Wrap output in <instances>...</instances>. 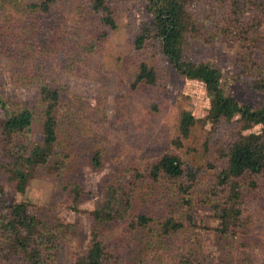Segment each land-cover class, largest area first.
<instances>
[{
    "label": "trees",
    "instance_id": "trees-1",
    "mask_svg": "<svg viewBox=\"0 0 264 264\" xmlns=\"http://www.w3.org/2000/svg\"><path fill=\"white\" fill-rule=\"evenodd\" d=\"M195 1L199 0H146L153 19L142 23L132 49L151 46L153 55L156 51L185 76L204 81L214 94L211 107L202 118L182 109L173 127L170 149L147 162L143 159L133 162L131 181L118 176L107 180L103 199L91 210L94 218L91 239L77 251L73 264H129L130 241L139 228L147 231L150 242L130 264H211L200 243L181 244L175 248L174 258L166 257L162 241L181 234L184 221L173 212H166L160 219L136 208L148 193L139 189L140 184L163 179L178 186L181 202L191 204L187 196L197 186V170L185 156L189 149H184L189 147L199 122L212 124V132L202 139V144L222 163L209 189V199L205 200L220 221L215 230L221 237L230 239L244 233L246 195L257 186V177L264 174V106L243 104L225 93L221 86L222 71L207 62L186 60L184 50L192 37L209 42L217 37L231 43L240 40L242 48L237 62L241 72L252 79L257 90L264 91V36L259 32L264 19V0H205L204 22L190 10ZM60 2L76 13L75 32L85 42L84 47L92 49L94 45L85 41L82 27L96 30L100 38L119 27L115 0H0V80L3 69L7 68L17 83L34 81L44 54L66 52L77 39L69 35L62 14L55 22L43 24L46 16H51L55 9L61 10L57 7ZM90 28L86 35H90ZM30 63L31 68L21 66ZM75 63L74 58L70 59L65 70L72 71ZM125 64L132 67L131 92L159 86L160 69L142 54H131ZM42 93L38 118L23 101L12 100L0 90V174H7L21 192L26 191L41 168L55 166L61 172L67 156L65 153L63 160L58 157L65 123L62 90L45 84ZM150 107L160 110L158 102ZM37 122L42 132L40 140L33 138ZM257 124L262 125L260 132H244ZM192 151H197L196 147ZM93 162L95 167L101 165L99 150L94 153ZM66 182L64 188L79 201L83 195L81 185L73 180ZM65 226L63 222L47 225L28 201H11L0 183V264H52L61 235L66 233ZM166 258L169 259L164 263ZM237 260L239 264H247L244 257Z\"/></svg>",
    "mask_w": 264,
    "mask_h": 264
},
{
    "label": "rangeland",
    "instance_id": "rangeland-1",
    "mask_svg": "<svg viewBox=\"0 0 264 264\" xmlns=\"http://www.w3.org/2000/svg\"><path fill=\"white\" fill-rule=\"evenodd\" d=\"M115 4L119 14L116 31L100 38L96 30L82 27L85 41L94 45L91 49L84 47L85 42L80 41L75 32L76 13L60 2L57 7L61 10L55 9L51 16L44 18L43 24L55 22L62 14L60 17L66 20L69 35L77 38L75 43L72 41L66 52L44 54L38 75L30 83L15 82L7 68L3 69L0 80V90L12 100L23 101L38 118L42 108V85L51 84L62 90L61 111L65 123L58 157L63 160L65 153L67 156L61 172L55 166L41 168L24 192L15 188L7 174H0V183L11 201H28L32 210L49 226L58 222L66 225V233L61 235L52 264H73L77 251L89 243L94 223L91 210L103 199L107 180L118 176L131 181L133 162L140 159L147 162L170 149L179 112L188 109L202 118L207 115L214 96L204 81L185 76L156 51L153 55V47L132 49L133 39L142 23L153 19L146 0H115ZM206 6L205 0H199L190 7L201 22L206 18ZM88 28L90 35L85 33H89ZM259 32L264 36V19ZM241 48L240 40L231 43L217 37L209 42L192 37L185 47L184 57L220 69L225 93L235 96L243 104L262 107L264 91L253 86L252 79L241 72L237 62ZM131 54H142L158 66L162 76L159 86L130 91L132 67L126 66L125 62ZM72 58L76 61L75 67L67 71L65 64ZM21 66L31 68L32 64ZM153 102L159 103L160 110L150 107ZM261 130L262 125L257 124L244 132ZM211 132V123L199 122L189 147L184 149L191 150L185 152V156L197 170V186L187 196L191 204L181 202L178 186L163 179L157 183L145 181L140 184L139 189L148 193L138 201L136 208L160 219L166 212H173L184 221L181 234L162 241L166 257L174 258L175 248L181 244L200 243L210 256L211 264H239L237 258L240 256L247 259V264H264V174L257 177V186L246 195L244 233L234 239L218 235L215 228L220 221L205 202L222 168L216 154L206 151L202 144V139ZM33 138H42L40 122L35 124ZM194 147L197 151H192ZM98 150L101 165L95 167L93 156ZM67 180L81 185L83 195L79 201L74 193L64 188ZM149 239L146 230L139 228L135 231L128 249L129 264L147 248Z\"/></svg>",
    "mask_w": 264,
    "mask_h": 264
}]
</instances>
